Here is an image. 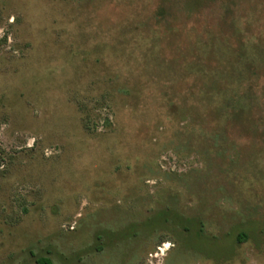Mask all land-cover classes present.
Wrapping results in <instances>:
<instances>
[{
  "label": "rangeland",
  "instance_id": "374dc122",
  "mask_svg": "<svg viewBox=\"0 0 264 264\" xmlns=\"http://www.w3.org/2000/svg\"><path fill=\"white\" fill-rule=\"evenodd\" d=\"M264 264V0H0V264Z\"/></svg>",
  "mask_w": 264,
  "mask_h": 264
},
{
  "label": "trees",
  "instance_id": "16d2710c",
  "mask_svg": "<svg viewBox=\"0 0 264 264\" xmlns=\"http://www.w3.org/2000/svg\"><path fill=\"white\" fill-rule=\"evenodd\" d=\"M35 262L37 264H53L49 259L43 257H36Z\"/></svg>",
  "mask_w": 264,
  "mask_h": 264
}]
</instances>
